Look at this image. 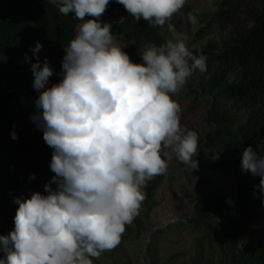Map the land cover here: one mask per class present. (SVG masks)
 Here are the masks:
<instances>
[{
	"label": "clouds",
	"instance_id": "9594fccd",
	"mask_svg": "<svg viewBox=\"0 0 264 264\" xmlns=\"http://www.w3.org/2000/svg\"><path fill=\"white\" fill-rule=\"evenodd\" d=\"M48 2L81 21L64 47L58 83L48 86L54 71L37 55L42 44L32 49V87L39 95L30 119L52 149L54 175L44 194L14 199L15 227L0 235V264H94L120 244L146 199L143 189L167 173L173 154L198 168V134L181 125L182 108L172 98L195 71H207V57L194 54L187 35L167 23L186 0H115L138 23H167L165 41L144 42L138 63L117 43L112 25L100 20L110 0ZM188 19L196 23L193 14ZM11 135L18 139L14 130ZM240 167L260 177L256 187L264 193V155L249 145Z\"/></svg>",
	"mask_w": 264,
	"mask_h": 264
},
{
	"label": "trees",
	"instance_id": "16d2710c",
	"mask_svg": "<svg viewBox=\"0 0 264 264\" xmlns=\"http://www.w3.org/2000/svg\"><path fill=\"white\" fill-rule=\"evenodd\" d=\"M254 1L257 5L247 11L250 26L237 30L230 42L220 47L208 40L203 46L190 48L194 54L207 57V71H195L189 90L172 97L179 104L190 102L181 116L190 114L203 102L208 107L205 121L209 128L199 138V164L191 174L193 177L206 173L222 178L237 176L242 172L244 148L251 145L256 150L264 146V0ZM237 10L236 0H218L214 12L197 17L199 28L193 42H203L220 27L231 24ZM107 19L112 21L114 37L124 38L123 50L137 63L144 42L159 46L169 35L168 30L163 33L161 27L152 28L146 21L136 22L115 0H110L100 17L101 21ZM78 23L81 21L71 14H60L48 0H0V137L5 136L0 144V218L4 220L0 235L7 236L14 230L18 208L14 195L20 194L24 199L29 183L44 194V185L54 175L49 167L52 149L44 142L43 134L33 142L25 138L38 130L30 119L39 95L32 87L31 63L36 60L32 49L37 43L42 44L43 50L37 55L41 62L47 57L54 71L48 86L58 83L62 78L64 47L74 38ZM167 23L172 24L171 20ZM174 26L178 30V25ZM13 130L18 139H12ZM33 173L34 179L30 178ZM164 180L165 175L156 176L143 189L146 199L142 207L146 215L159 207L156 195ZM259 180V176L244 173L232 192L211 177L207 185L200 186L198 197L184 187L185 198L193 204L191 217L151 235L148 247L151 263L159 264L157 237L177 229L213 237L219 230L218 221L231 215L234 220L229 232L218 247L216 260L209 264H264V240L251 242L241 251L238 239L245 221L264 212V193L256 187ZM144 231V221L138 215L126 226L121 241L136 242ZM3 256L0 252V257Z\"/></svg>",
	"mask_w": 264,
	"mask_h": 264
},
{
	"label": "rangeland",
	"instance_id": "374dc122",
	"mask_svg": "<svg viewBox=\"0 0 264 264\" xmlns=\"http://www.w3.org/2000/svg\"><path fill=\"white\" fill-rule=\"evenodd\" d=\"M218 0H186L184 7L171 19L173 25H178L179 32L187 35V44L189 48L203 46L208 40L217 43L220 47L226 42H230L234 33L237 30L245 29L250 26L247 11L250 7L257 5L254 0H236L238 10L234 16V20L227 26L220 27L218 31L211 37H208L203 42L194 43V33L199 28L197 17L203 13H212L215 10ZM190 7V11L187 8ZM191 13L196 17V23H192L188 19V14ZM102 22L111 23L110 20ZM161 31H167V23L161 27ZM117 43L125 47L126 42L123 37L116 38ZM191 78L188 79L186 85L180 92L189 90ZM190 102L181 103V115L186 112ZM207 104L203 102L200 107H197L190 114L181 116V125L195 131L198 138L204 135L206 129L209 128L205 121L207 114ZM240 123V122H239ZM43 134L42 130H35L31 135L25 138L33 142ZM5 139V136L0 137V144ZM264 146L256 149L257 153L264 155ZM195 159L198 161V154ZM168 170L165 174V180L159 188L156 200L159 202V207L146 215V211L142 205L139 210V215L144 221L145 231L140 235L136 242L130 244L123 241L110 250L101 254L98 259H94V264H152L148 254L150 238L153 233L161 229L169 227L180 222H187L193 211V204L185 198L184 187L195 197L201 195L200 186L207 185L208 179L214 177L223 183L228 191L235 192L237 183L240 177L244 174L231 178H222L219 175L206 173L201 177H193L191 174L196 169L190 170L187 165L179 162L173 154L172 159L168 160ZM35 191L41 192L31 183L28 184V193L24 199L30 198ZM21 198L22 195H14ZM14 201V200H13ZM2 203V195L0 192V205ZM231 215L225 216L219 220L218 233L213 237H204L200 234L193 233L189 229L169 230V233L156 238V251L159 264H209L216 260V253L219 245L229 232V226L233 221ZM4 225V220L0 218V228ZM240 241L239 248L241 251L245 249L251 242L264 240V212L259 213L253 220L245 221L244 231L238 236Z\"/></svg>",
	"mask_w": 264,
	"mask_h": 264
}]
</instances>
